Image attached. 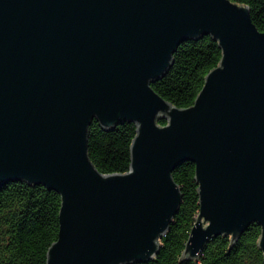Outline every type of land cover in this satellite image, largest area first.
<instances>
[{
  "label": "water",
  "instance_id": "1",
  "mask_svg": "<svg viewBox=\"0 0 264 264\" xmlns=\"http://www.w3.org/2000/svg\"><path fill=\"white\" fill-rule=\"evenodd\" d=\"M221 56L193 103L151 84L187 40ZM135 124L129 168L102 173L88 126ZM165 120L161 124L159 121ZM194 164L198 213L182 256L234 243L253 222L264 259V30L231 0H0V183L60 195L46 264L151 259L181 202L172 178Z\"/></svg>",
  "mask_w": 264,
  "mask_h": 264
},
{
  "label": "trees",
  "instance_id": "2",
  "mask_svg": "<svg viewBox=\"0 0 264 264\" xmlns=\"http://www.w3.org/2000/svg\"><path fill=\"white\" fill-rule=\"evenodd\" d=\"M249 7L257 29L264 30V0H231ZM217 42L206 35L180 43L164 76L151 87L177 107H188L201 89L204 76L220 59ZM161 124L165 120L159 121ZM136 126L123 122L111 130L96 120L88 126L87 152L102 173L125 172L129 168L130 144ZM182 197L157 253L149 260L131 264H264L257 245L260 226L249 224L230 243L229 235L210 238L196 259L182 256L185 242L198 213L194 164L185 161L172 171ZM60 195L43 185L25 181L0 183V264H46L49 246L57 239Z\"/></svg>",
  "mask_w": 264,
  "mask_h": 264
}]
</instances>
